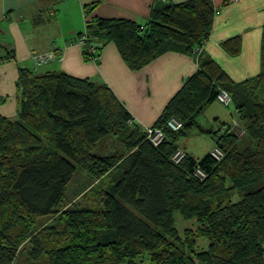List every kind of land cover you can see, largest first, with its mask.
<instances>
[{
  "label": "trees",
  "instance_id": "trees-1",
  "mask_svg": "<svg viewBox=\"0 0 264 264\" xmlns=\"http://www.w3.org/2000/svg\"><path fill=\"white\" fill-rule=\"evenodd\" d=\"M87 14L84 57L98 59L113 41L129 67L141 69L170 50L195 55L212 33L216 9L212 0L164 4L143 25ZM224 48L236 55L240 39ZM199 63L152 126L166 136L158 146L129 123L133 117L106 84L19 69L17 117L0 115V264H264V31L261 72L252 79L234 84L213 60L201 56ZM221 90L230 94L243 133L225 123L221 135L213 132L221 160L185 151L175 164L177 138L199 125ZM171 119L183 128L173 131ZM78 171L92 182L68 200ZM87 194L94 207L79 205ZM176 213L197 227L180 235ZM200 238L209 239L207 249H198Z\"/></svg>",
  "mask_w": 264,
  "mask_h": 264
},
{
  "label": "crops",
  "instance_id": "crops-1",
  "mask_svg": "<svg viewBox=\"0 0 264 264\" xmlns=\"http://www.w3.org/2000/svg\"><path fill=\"white\" fill-rule=\"evenodd\" d=\"M184 1L187 0H0V44L14 57V62L4 61L0 65L3 95L8 97L14 92L18 66L32 69L33 54L56 48L61 60L43 65L51 66L47 72L101 81L111 89L135 123L146 128L160 120L170 101L199 71L201 56L216 62L234 84L260 74L264 0H238L233 4L212 0L216 9L212 33L199 57L170 50L141 69H132L113 41L103 45L96 61L84 57L83 44L72 43L86 30L87 11H92V16L127 19L143 25L153 8ZM236 37L240 39V50L232 55L224 48V43ZM216 103L221 104L217 100L208 104L197 118V123L211 130L209 135L212 136L214 122L225 127L223 132L228 127L227 122L222 123L217 114L211 113ZM1 111L7 118L12 114L5 108Z\"/></svg>",
  "mask_w": 264,
  "mask_h": 264
},
{
  "label": "rangeland",
  "instance_id": "rangeland-1",
  "mask_svg": "<svg viewBox=\"0 0 264 264\" xmlns=\"http://www.w3.org/2000/svg\"><path fill=\"white\" fill-rule=\"evenodd\" d=\"M0 56H7V50L3 47L1 50ZM9 61V60H8ZM3 60H0V65L3 63ZM12 62H14L12 60ZM16 63V62H15ZM52 63V62H51ZM47 65V64H46ZM51 66H44V67H33L32 69L36 71V73L43 74L46 73L47 71L51 70ZM18 68H22V66H18ZM0 78H1V67H0ZM98 84H101V81L97 80L95 81ZM4 80H0V115L3 117H6L2 114L1 109L5 108L7 109V112H11L12 114L8 116L9 118H16L17 117V112H18V106H19V98H20V89H17V86L15 84L14 87V92L12 94L3 95V87H4ZM238 97H242V91L238 90L236 92ZM217 114L223 122H227L229 125H233L234 122H239L238 124L240 125L239 129H244L243 125L240 122V119L238 117V113L236 110V106L234 102H231V104L226 107L221 104L216 103L212 108H211V113ZM215 116V115H214ZM214 116L212 117V123L214 122ZM139 125L138 123H136ZM141 126V125H139ZM213 126L215 127V132H217L218 135H221L223 133V127L221 123H213ZM184 133L180 134V136L177 138V145L183 148V150H186L190 155H192L196 160H201L203 159L206 155L210 153L211 150L215 149V140H214V135H209L207 133H203L200 131L198 127H187L183 130ZM242 141L244 145H247L248 143V138L242 134ZM92 182V179L89 177V175L84 172V171H78L77 174L75 175L74 179L72 182L69 184L67 191H66V198L68 200H71L74 198L77 194L80 193V196L86 193L89 190L90 184ZM103 188L107 189V184L106 181L103 183ZM87 188V189H86ZM86 189V190H85ZM85 190V191H83ZM98 189H94L93 191L96 193ZM83 191V192H82ZM95 197L93 194H87V198H81L78 200L79 205L81 206H93L94 207V202ZM236 200H239V197H236ZM175 225L176 228L178 229L180 235H183V232L186 228H192L195 229L197 227L196 221L195 220H190L186 221L179 213H176L175 215ZM45 220H41V223H43ZM210 241L209 239H203L200 238L198 240V249H207ZM24 260H20V264H25Z\"/></svg>",
  "mask_w": 264,
  "mask_h": 264
},
{
  "label": "built area",
  "instance_id": "built-area-1",
  "mask_svg": "<svg viewBox=\"0 0 264 264\" xmlns=\"http://www.w3.org/2000/svg\"><path fill=\"white\" fill-rule=\"evenodd\" d=\"M238 0H227L228 3L233 4L236 3ZM87 35L86 34H81L76 37L72 43L77 42L79 44H83L87 41ZM59 49H54L52 51L46 52V53H38V54H33L32 55V60L34 63V67L39 68L43 65L49 64L54 61H60L61 57L58 54ZM203 50V46L198 47L195 51L194 54L196 56H199ZM94 52H96V49H93ZM97 58L94 57V61H96ZM217 101L221 103L222 105L228 107L231 102V96L226 90H221L220 93L217 96ZM130 124L135 123L134 118L129 121ZM168 126L172 128L173 131L177 132L180 129L183 128V124L179 122L176 119H171L168 122ZM239 124L238 122H234L233 125L231 126L232 131H237L239 133H243L242 129H239ZM144 131L146 132L147 139L154 145L158 146L159 144L162 143V141L165 140L166 136L165 133L162 129L160 128H154V127H143ZM212 155L217 159L221 160L224 157L223 152L220 149H215L212 152ZM187 157V154L184 150L178 149L176 152L172 155V161L175 164L181 163L185 158ZM195 175L201 179L205 178V174L200 170V168L196 169Z\"/></svg>",
  "mask_w": 264,
  "mask_h": 264
},
{
  "label": "water",
  "instance_id": "water-1",
  "mask_svg": "<svg viewBox=\"0 0 264 264\" xmlns=\"http://www.w3.org/2000/svg\"><path fill=\"white\" fill-rule=\"evenodd\" d=\"M188 126H189V125H188ZM197 127H198V128L200 129V131H202L203 133H208V134L212 133L211 130L204 129V128H202L200 125H197Z\"/></svg>",
  "mask_w": 264,
  "mask_h": 264
},
{
  "label": "clouds",
  "instance_id": "clouds-1",
  "mask_svg": "<svg viewBox=\"0 0 264 264\" xmlns=\"http://www.w3.org/2000/svg\"><path fill=\"white\" fill-rule=\"evenodd\" d=\"M239 123V122H238ZM240 126V125H239Z\"/></svg>",
  "mask_w": 264,
  "mask_h": 264
},
{
  "label": "bare ground",
  "instance_id": "bare-ground-1",
  "mask_svg": "<svg viewBox=\"0 0 264 264\" xmlns=\"http://www.w3.org/2000/svg\"><path fill=\"white\" fill-rule=\"evenodd\" d=\"M198 57V56H197Z\"/></svg>",
  "mask_w": 264,
  "mask_h": 264
}]
</instances>
